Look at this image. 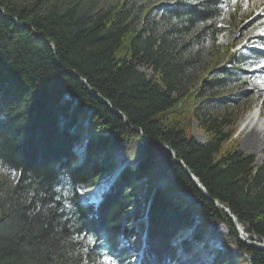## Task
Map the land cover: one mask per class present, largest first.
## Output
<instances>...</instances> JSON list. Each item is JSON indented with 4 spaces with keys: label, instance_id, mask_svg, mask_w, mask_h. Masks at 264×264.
<instances>
[{
    "label": "trees",
    "instance_id": "trees-1",
    "mask_svg": "<svg viewBox=\"0 0 264 264\" xmlns=\"http://www.w3.org/2000/svg\"><path fill=\"white\" fill-rule=\"evenodd\" d=\"M229 1L0 0V264H264L236 229L264 243V161L204 110L264 68V12ZM223 24L254 41L220 50Z\"/></svg>",
    "mask_w": 264,
    "mask_h": 264
},
{
    "label": "rangeland",
    "instance_id": "rangeland-1",
    "mask_svg": "<svg viewBox=\"0 0 264 264\" xmlns=\"http://www.w3.org/2000/svg\"><path fill=\"white\" fill-rule=\"evenodd\" d=\"M151 2H174L175 0H148ZM228 8L230 10H237L239 13V19H245V16L247 17L251 13H261L264 12V0H230ZM223 31L218 35L217 38V44L219 45V49L223 47H232V45L236 44V48H239L240 50H243L244 48H247L252 44V41H254L256 33L253 32L251 27L246 26L243 27L240 31H234L233 27L223 24ZM237 35V40L233 42V36ZM264 35V34H263ZM235 49V48H233ZM264 47H261V50H263ZM213 61V55H209L207 58V66ZM142 70H145V68H141ZM248 73L244 75L243 81L238 84L237 86L233 88H229L227 90L222 91L225 95H232L233 93H241L243 94L242 97L245 99L244 102V109H241L240 107H236L234 105H227L226 108L223 107H211L207 106L212 105L211 103H207L204 105V110L212 117L215 118H221L223 115L227 114V120L228 124L225 129H233L234 132L231 135V138L229 139V142H234L238 145V149L249 153L254 154L256 157V163H261L264 161V131L261 133H258V136L256 134V130L252 132H240V123L244 119L245 115L249 113L250 111L254 109H258V117L259 119L264 122V68L261 67H255L249 66L247 69ZM148 74H150L149 71H147ZM211 73H209L208 76H210ZM196 82L192 83L190 86L195 89ZM197 88V86H196ZM203 96H208L206 91H203ZM190 134L196 138L200 142H204L207 139V134L200 128L198 124V120L193 119L191 122V129ZM106 184V186L109 185V182L103 183L102 185ZM101 186V185H100ZM100 186L97 187H87V189L91 188H99L95 193H92L90 195H80V188H77V191L80 195V200L84 204H95L97 203V200L101 198V192L103 190H100ZM173 196L175 198H186L190 199V197H187L184 194L180 193H173ZM221 207V206H220ZM212 225V222H210L207 227L209 228ZM238 233L241 231L238 230L236 227ZM218 231L220 233H224L225 229L223 226L218 227ZM216 233V232H215ZM243 236L242 239H244L247 243L250 244H256L258 241H256L252 235H249L245 233V230L242 229V233L240 234ZM215 234L209 237L210 241H215L214 238ZM208 251L206 250H198V255L200 256V262L202 264H205L206 261H209V257L211 253H214L216 249L213 248ZM229 252H233L232 248H230ZM102 261H104L105 264H115L110 260L109 257L104 256L102 258ZM133 263V262H132ZM228 264H232L231 261L228 262Z\"/></svg>",
    "mask_w": 264,
    "mask_h": 264
},
{
    "label": "bare ground",
    "instance_id": "bare-ground-1",
    "mask_svg": "<svg viewBox=\"0 0 264 264\" xmlns=\"http://www.w3.org/2000/svg\"><path fill=\"white\" fill-rule=\"evenodd\" d=\"M254 130H256L257 136L259 132L261 133L262 131H264V122H262L259 119L257 108L247 113V115H245L244 119L240 123V132L242 131L252 132ZM96 189L99 190V188H96ZM96 189L95 188H91V189L81 188L80 195H83V196L90 195L92 193H95L97 191Z\"/></svg>",
    "mask_w": 264,
    "mask_h": 264
},
{
    "label": "water",
    "instance_id": "water-1",
    "mask_svg": "<svg viewBox=\"0 0 264 264\" xmlns=\"http://www.w3.org/2000/svg\"><path fill=\"white\" fill-rule=\"evenodd\" d=\"M82 81V80H81ZM83 82V81H82ZM95 94V93H94ZM95 95H97V94H95ZM105 103H107L104 99H102ZM192 179H193V181L195 182V184L197 185V187L199 188V190L204 194V196H206V197H208V195H207V193H206V191H205V189L203 188V186L200 184V182L197 180V179H195V178H193L192 177ZM223 211H225L231 218H232V220L233 221H235V218L231 215V214H229V212L225 209V208H223V207H220ZM236 226H237V228L238 229H240V230H242V227L238 224V223H236Z\"/></svg>",
    "mask_w": 264,
    "mask_h": 264
},
{
    "label": "snow or ice",
    "instance_id": "snow-or-ice-1",
    "mask_svg": "<svg viewBox=\"0 0 264 264\" xmlns=\"http://www.w3.org/2000/svg\"><path fill=\"white\" fill-rule=\"evenodd\" d=\"M261 34H264V31H262V33Z\"/></svg>",
    "mask_w": 264,
    "mask_h": 264
}]
</instances>
